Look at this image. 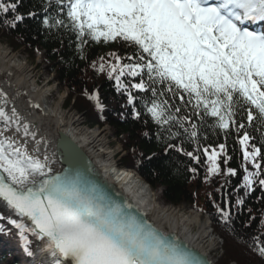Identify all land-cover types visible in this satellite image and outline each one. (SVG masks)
Instances as JSON below:
<instances>
[{
	"label": "snow or ice",
	"instance_id": "obj_1",
	"mask_svg": "<svg viewBox=\"0 0 264 264\" xmlns=\"http://www.w3.org/2000/svg\"><path fill=\"white\" fill-rule=\"evenodd\" d=\"M20 4L21 0H0V14L12 16L4 21L10 28L37 15L19 13ZM53 6L66 16V21L55 20V25L70 27L82 50L89 40L123 41L134 47V54L127 57L108 53L116 62L107 64L108 75L115 79L118 91L128 94L130 104L136 99L131 89L150 92L153 99L150 106L145 104L146 111L171 136H180L182 129L196 138L199 126L193 118L201 124L206 117L215 118L216 126L227 130L239 109L245 111L249 125L257 119L264 123V27L255 31L247 26L264 25V0H46L44 10ZM43 23L54 26L48 17ZM99 59L101 63L93 67L103 72L104 57ZM125 75L140 81L129 88L120 79ZM0 96H5L7 105L6 94L0 91ZM89 99L103 110L98 92ZM19 121L15 108L10 115L0 107V221L19 230L33 264L37 259L40 264H203L156 232L126 222L119 210L84 195L66 177L49 175L52 169L46 156L41 160L29 154L26 143L5 135L12 125L19 132ZM172 127L177 128L175 133ZM244 128L240 123L237 131ZM23 134L30 135L27 125ZM31 136L36 139L35 133ZM252 139L247 131L239 139L244 161L255 169L242 165L243 187L249 191H255L257 183L264 189V155L260 147L250 145ZM203 151L208 153L207 148ZM220 153H225V164L231 159L220 144L219 152L213 149L208 155L210 173L221 171ZM185 155L199 163L193 152ZM227 174L235 176L236 170L228 168ZM36 176L40 179H33ZM219 211L230 222L231 210ZM0 232L7 236L11 228L0 225ZM256 241L254 250L264 258V245L259 237Z\"/></svg>",
	"mask_w": 264,
	"mask_h": 264
},
{
	"label": "trees",
	"instance_id": "obj_2",
	"mask_svg": "<svg viewBox=\"0 0 264 264\" xmlns=\"http://www.w3.org/2000/svg\"><path fill=\"white\" fill-rule=\"evenodd\" d=\"M45 7L46 0H21L19 13L27 14L31 11L36 12L37 15L26 18L15 28H10L4 21L11 20V14H0V37L13 48L25 47L33 59L34 48L42 49L47 57V69L49 72H55L56 80L60 85L68 86L72 91L71 94L76 91L82 97L81 99L89 100L78 107L86 112L90 125L108 122L115 127L118 134H128L127 138L130 142L128 144L130 148L134 146L131 149L139 157L133 156V161L126 166H136L138 172L153 188L156 189L158 185L163 186V198L166 202L175 205L185 202L191 206L201 204L198 207L210 214L215 232L225 238L222 263L225 264L224 260L229 259L227 264L232 260H236L238 264H249L248 259L243 262L238 250L237 252L235 250V245L242 239L249 246L256 248L257 237H259V244L264 245V189L260 188L258 183L254 185L255 191H249L243 187V176L246 173L242 165L247 166L250 171L254 167L251 163L244 161L239 139L247 131L253 137L249 142L250 145L255 144L260 147L264 155V123L257 119L254 121V126L249 125L245 111L239 109L234 117L235 123L231 124L227 130L216 126L215 118L206 117L202 124L198 119L193 118L199 126L196 138H189L182 129L180 136H171L165 128L157 125L146 111L145 104H149L153 99L150 92L144 93L131 89L136 99L134 104H130L128 94L117 90L115 79L103 73L98 75L97 68L93 67L94 64L98 66L101 63L99 59L101 56L104 57V62L112 59L108 53L114 52L122 57L133 55L134 47L126 45L123 41L98 43L89 40L83 45L82 50L76 33L70 27L55 25V20L65 19L66 21L65 14H58L56 6L48 7L47 11L44 10ZM45 17L49 18V25L54 26L45 25L43 23ZM111 63L116 62L112 60ZM105 71H108L107 67ZM120 79L129 88L131 84L140 81V77L127 75ZM95 88L98 89L99 98L104 106V119L100 118L95 100L89 99V96L94 94ZM176 103L179 104L180 101L177 100ZM136 112L141 114L139 118L136 117ZM240 123H244L245 128L237 131ZM171 131L175 133L177 128L172 127ZM169 144L176 147H169ZM220 144L225 145L226 154L231 159L225 164V153H220L217 163L221 171L213 174L209 172L211 162L208 160V155L213 149L219 152ZM181 148L184 151L178 150ZM205 148L208 149L207 154L203 151ZM185 151L198 155L199 163L185 155ZM232 164L235 165V176L227 174V169L232 168ZM226 165L228 166L225 167ZM193 168L196 172L192 171ZM202 188H205L207 192L204 195ZM240 199H243V205L238 204ZM219 208L231 210L230 222L225 221ZM256 253V256L261 257L258 252ZM262 259L264 264V258Z\"/></svg>",
	"mask_w": 264,
	"mask_h": 264
},
{
	"label": "bare ground",
	"instance_id": "obj_3",
	"mask_svg": "<svg viewBox=\"0 0 264 264\" xmlns=\"http://www.w3.org/2000/svg\"><path fill=\"white\" fill-rule=\"evenodd\" d=\"M18 59L17 53L0 43V91L6 94L8 101L5 105V96H0V107H5L10 115L12 108H15L20 117V131L17 132L15 125H12L11 131L5 132V135L11 136L18 144L26 143L29 154L38 156L41 160L46 156L52 172H59L65 163L70 167L84 163V158L78 152L80 151L100 176L111 183L123 198L130 200L131 205L143 211L165 235L180 236L189 248L198 250L216 264L211 256L219 249L220 241L210 231L208 220L201 219L193 209H187L185 202H181L179 208L160 205L151 190L152 186L143 176L131 168L119 167L120 159L116 149L110 145L108 131H94L91 128L94 125L87 127L85 120L83 121L85 113H80L78 109L64 108V100L50 102V87L39 85L33 68L20 63ZM62 87L71 91L68 86ZM24 125L29 128V136L23 134ZM2 128L3 123L0 122V129ZM31 133L36 134L35 140L32 139ZM65 138L67 142L70 140L73 143L74 147L68 142L70 148L77 152H73L76 155L71 156L72 153L65 151L59 144ZM60 156L63 160L59 159ZM83 169L82 164L74 170L85 175ZM92 174L94 175L93 171ZM95 188L104 193L99 183L95 184Z\"/></svg>",
	"mask_w": 264,
	"mask_h": 264
},
{
	"label": "rangeland",
	"instance_id": "obj_4",
	"mask_svg": "<svg viewBox=\"0 0 264 264\" xmlns=\"http://www.w3.org/2000/svg\"><path fill=\"white\" fill-rule=\"evenodd\" d=\"M0 43L7 49L11 50L14 53H17L18 55V60L20 63L23 64H28L30 67L33 68L34 70V75L36 77L37 83L41 86H49L50 90H49V101L50 102H57L58 100H64V108L69 109V110H73V109H78V111L80 113H82V109H80L78 106L80 105H84V103L88 100H83L81 99L82 97L76 93V91L74 93H70L72 91H68L65 87H62L60 84H58V82L55 80L54 75L48 71V69L46 68V64L43 63L40 54L34 56V59L32 58V56L30 54H28V52L25 50V48L23 46L17 48H13L9 45V43L4 40L2 37H0ZM38 56V57H37ZM112 59H108L106 60V62L104 63H109L111 62ZM106 64V67H107ZM108 68V67H107ZM109 72V69L108 71ZM106 71L105 72H99L98 75H100L101 73H103L105 76L108 75ZM89 102V100H88ZM85 118V116H84ZM83 118V121L85 120L84 124L88 127L90 125L89 124V119L88 117H86L85 119ZM114 127V126H113ZM92 129L94 131H100L103 129H106L108 131L107 136L110 140V145L113 147V149H116L117 151V157L120 159L119 161V167H127L129 168L128 164L133 161L134 157H139L138 154L136 152H134L133 149H131L132 147H134L133 145L129 146L130 142L127 138V133H123V134H118L114 128L109 127L106 123L103 124H95L94 126H92ZM114 129V130H113ZM129 143V144H128ZM134 156V157H133ZM142 156V155H141ZM130 160V161H129ZM240 164V163H239ZM128 165V166H126ZM228 165H226L225 167H227ZM233 166V167H232ZM136 167V166H135ZM135 167H130L131 169L135 170ZM231 167L233 169H235V165L232 164ZM221 176V175H220ZM221 177H219L220 179ZM204 187H205V183H204ZM208 189H210V186H207ZM206 187V188H207ZM151 188V187H150ZM153 188V187H152ZM152 192H154V196L155 198H157V202L164 206H171V207H176L179 208V205H171L170 203L166 202L163 198V186L158 185V187L155 189L153 188ZM205 192V188H202ZM162 196V197H161ZM194 196H196L195 192H194ZM200 200V199H199ZM201 203V201H200ZM184 206L188 207L187 209H193V211H195L196 213H198L200 215L201 219H206L209 222V229L210 231H212V233L216 236V238L220 241V247L219 249L216 251V253L212 254V258L216 261V264H223L222 263V259H223V255L225 252V238L223 237V235L219 234L218 232H215L214 227H213V221L212 218L210 216V214L208 212H205L203 210H201L200 207L201 204H199L198 206H191L189 203L184 204ZM186 209V210H187ZM13 218V217H12ZM8 224V222L6 223ZM167 229H169L168 225L166 226ZM196 229V226H195ZM10 236V234H9ZM240 243L236 244V248L235 246L233 248H235L236 252L238 250V254L241 255L240 257H242L243 262L246 261V259L249 260V264H253V262H255L254 264H262L263 259L259 256H256V252H255V248L252 246H249L244 240L240 239ZM231 243V242H230ZM232 244V243H231ZM233 245V244H232ZM0 247L3 250H6V247L9 249V255H8V259L7 261H10V259L15 258V257H20L21 254L19 255L17 252H12L11 249H13L14 247L16 248V244L14 242V240L12 239V237L10 236V238H5V239H0ZM245 248V251H244ZM248 250V251H247ZM11 254V255H10ZM15 255V257H14ZM244 255V256H243ZM229 260V259H228ZM227 259H225L224 261L226 262L225 264H227ZM31 263V262H29ZM25 264V262H24ZM228 264H238V262L236 260H232L230 262H228Z\"/></svg>",
	"mask_w": 264,
	"mask_h": 264
},
{
	"label": "water",
	"instance_id": "obj_5",
	"mask_svg": "<svg viewBox=\"0 0 264 264\" xmlns=\"http://www.w3.org/2000/svg\"><path fill=\"white\" fill-rule=\"evenodd\" d=\"M68 142L73 146V143L68 140ZM67 142V139L60 141L61 147L68 152H71L74 156L77 153L72 148H70V144ZM74 147V146H73ZM74 152V153H73ZM80 155L84 158V163L76 164L74 166H69L65 163L59 172H51L49 175H56L61 177H66L68 180L74 182L77 187L83 192L84 195L90 196L98 202L102 203L106 208H110L113 210H119L120 216L123 220L129 223H135L136 226L142 227L145 231H153L162 236L168 243L172 245H176L182 250L189 252L193 258L203 262V264H213L206 256L202 255L198 250L193 248H189L188 244L180 237L175 234L165 235L163 231L153 224L151 220H149L145 213L138 208H136L133 204L129 202L130 200L123 198L114 188L111 183L105 180L102 176L98 174L95 167L89 160L78 151ZM59 159L63 160V157H59ZM83 164L85 175L79 172H75L74 169H78ZM94 172V175L92 174ZM40 177H37L36 180H39ZM99 183L100 189L104 192L100 193L96 188L95 184ZM133 206L135 208H133Z\"/></svg>",
	"mask_w": 264,
	"mask_h": 264
}]
</instances>
